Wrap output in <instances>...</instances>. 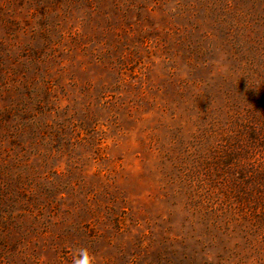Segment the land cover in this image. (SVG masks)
<instances>
[{
  "label": "rangeland",
  "instance_id": "1",
  "mask_svg": "<svg viewBox=\"0 0 264 264\" xmlns=\"http://www.w3.org/2000/svg\"><path fill=\"white\" fill-rule=\"evenodd\" d=\"M264 264V0H0V264Z\"/></svg>",
  "mask_w": 264,
  "mask_h": 264
},
{
  "label": "clouds",
  "instance_id": "2",
  "mask_svg": "<svg viewBox=\"0 0 264 264\" xmlns=\"http://www.w3.org/2000/svg\"><path fill=\"white\" fill-rule=\"evenodd\" d=\"M74 264H93L92 257L89 256L86 250H81L79 258L74 261Z\"/></svg>",
  "mask_w": 264,
  "mask_h": 264
}]
</instances>
